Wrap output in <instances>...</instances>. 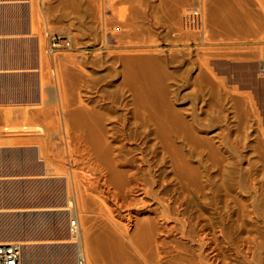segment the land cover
Instances as JSON below:
<instances>
[{
  "label": "bare ground",
  "instance_id": "6f19581e",
  "mask_svg": "<svg viewBox=\"0 0 264 264\" xmlns=\"http://www.w3.org/2000/svg\"><path fill=\"white\" fill-rule=\"evenodd\" d=\"M261 7L263 8V5ZM193 11L197 13L195 21L191 22L190 16ZM235 23L238 24V22ZM34 24L30 28H33ZM234 24L232 25L234 26ZM222 26L224 27V25ZM180 27L182 32H190L199 34L202 38L205 37L199 6L190 8L184 13ZM60 39L61 41L56 47L70 48L69 39L61 37ZM67 42H69L68 46H66ZM17 43L22 44L25 49L22 58H17L16 49H13ZM34 44L33 37H29L6 38L4 43L0 45V88L1 91L4 90V93L1 92V94L6 95L4 98L8 106H5V109L0 108V119L3 123L0 127V152L5 149L7 150L6 154L10 153L12 165L15 164V161L17 164L21 163L20 159L23 157L27 167L30 166L35 169L38 167L39 169V173L28 174L23 179H17L23 180L22 189V186L19 188L17 183L14 184L15 179L11 187L7 183L0 187L1 203L7 199L11 201L19 195L27 199L43 201L53 197L51 191L54 190L55 179L48 176L49 162H51L49 157L52 154L51 151L49 153V150L53 148L50 147L52 146L51 137L56 132L51 133L54 130L50 132L49 128H40L34 124V120L48 115L49 107L47 109V104L49 100L47 96L48 92L51 93L49 91L50 71H47L46 66L43 67L46 61L42 60L41 55L38 57V70H32L34 67L31 65L29 48L31 49ZM41 45H43V41ZM40 51L39 53H43ZM49 51L54 52L56 50L49 45ZM125 62L121 73L122 82L119 87L121 100H118V105L115 96L108 95L112 91L104 90L98 97L102 100L109 97L112 105L111 108L105 107L106 113L100 112L99 109L98 112L96 109L89 112V116L87 115L88 112L85 113L87 116L82 112H75L70 115L78 119L73 120L79 121L78 123L83 130L82 138L76 137L81 142L79 144L81 150L77 147L76 149L81 151V176L85 180L86 187L85 197L81 196L80 203L77 199V202H74L72 206L75 210H83L87 200L93 201L94 210L101 215L99 225L98 223L94 224L100 233L98 232L96 237L91 236L89 233L91 230L87 228L86 230L89 231L81 233L80 217L76 216L78 214L70 219L68 210L58 209L62 208L59 207L61 205L59 203L45 204L39 209H33L34 211L18 210L20 211L19 214L17 213L18 215L10 212L0 213V217L3 218L2 225H0V245H19L21 257L18 264H98L105 258L106 260L109 259L111 264H231L224 253L223 247L225 246L221 245L230 240V232L227 231L225 222L232 220L237 225V230L243 228L244 224L240 221L245 217L243 212L246 210V217L251 221L263 219L264 224V215L262 216V213L258 211L260 205L254 200L247 207L244 204L233 205L235 213L232 219V215L228 216L227 213L226 216L228 217L226 218L216 211L221 206L227 210L231 202L232 197L227 199L223 198L222 195L229 196L233 192L235 196H238L242 190V185L246 186V184L241 182L239 169L235 166L240 162L234 165L237 171H234L233 179L229 176V173H232L229 171L231 168L224 165L226 161L223 162L222 173H226L225 175H228L229 178L227 177L228 180L220 179V183L217 184L214 175L211 176L210 174L211 169L208 164L213 162L207 163V160L217 159L216 156H219L217 153L222 151L228 159L233 155L236 158L234 161H238V159L241 161L240 132L221 131L214 132L211 137H202L200 133L208 134L202 130L211 126L213 121L200 118L193 104L186 113L175 108V102L178 100L177 94L175 90H170L164 83L166 72L164 73L158 67L156 61L150 58H138ZM207 69L209 68L207 67ZM258 75L264 76V60L258 63ZM72 80L82 81L84 77L75 72L72 75ZM206 81L208 95H216V105L211 108V112L216 113L215 121L221 122L222 118L219 115L224 113L221 93L229 91V85L226 86L224 81L211 82L208 77ZM233 82L235 81L233 80ZM85 87L87 89L88 86ZM89 88L87 90L93 91L91 87ZM93 88L96 87L93 86ZM203 91L200 90V97H203ZM238 92L239 90L236 88L231 89L234 96L232 100L233 111L236 119L239 120L242 115L241 101L243 99L240 101L239 97L242 95L240 96ZM56 93V95L60 94L57 90ZM35 101H38L36 107ZM249 108L251 114H254L253 107L249 106ZM118 110H121V113ZM66 129L65 138L69 133L68 128ZM59 136L58 138H61ZM69 138L65 139L68 143L62 141L67 143L66 146L71 144L72 139ZM77 140L74 141L77 142ZM76 145L74 144V146ZM74 146L72 145V147ZM244 146H242L243 149ZM71 150L70 153H73L74 150ZM228 159V164L230 165L229 162H231L230 167H233V159ZM193 161L196 162V165L192 164ZM50 166H54V164L51 163ZM219 166L214 165V168L216 167L217 170L220 168ZM76 172H73V176L77 178ZM35 175L38 176L32 177ZM216 178L219 179L217 176ZM261 183L256 176L249 182L250 189L248 190H251L252 196L259 195ZM60 193L62 195V191L58 194ZM219 194H222L223 199ZM260 207L263 209L262 206ZM72 220L75 221L74 227L71 225ZM85 221L90 222L91 219L89 221L86 217ZM251 221L250 223H252ZM253 223L255 224V222ZM24 232L29 233L30 237H21ZM53 232L60 236L57 240L51 237L35 238L36 235H51ZM243 238L246 240L243 243L246 244L244 254L246 263L261 264L257 255H260L258 253L263 250V247L258 237L254 234ZM34 240L36 242L32 243ZM37 240L42 241L37 242ZM243 244L239 247H243ZM234 248L238 249V247ZM242 250L245 249L242 248ZM207 254H210L209 257H206Z\"/></svg>",
  "mask_w": 264,
  "mask_h": 264
},
{
  "label": "rangeland",
  "instance_id": "374dc122",
  "mask_svg": "<svg viewBox=\"0 0 264 264\" xmlns=\"http://www.w3.org/2000/svg\"><path fill=\"white\" fill-rule=\"evenodd\" d=\"M261 3H264V0H0V45L4 43L6 38L21 39L33 37L35 44L31 49L29 48V57H31L32 60L31 65L34 67L32 70H38L39 55H41L40 57H42L43 61L47 62H45L43 67L46 66L47 71H50L49 83H51L49 84V91H51V93L48 92L49 94L47 96L49 100L47 104V109L49 107L48 115L34 120V124L40 128L47 127L50 132L54 130L51 133L56 132L55 135L57 134L56 136L53 134L51 137L52 146L50 147L53 148L49 150V153L51 151L52 154H50L49 157V161L51 162H49L50 173L48 172V176L56 180H54L53 183V186H55L53 187L54 190L52 189L53 191H51L53 194V197H51L52 202L50 198L43 201L40 199H27L19 195L17 198L14 197L11 201L7 199L2 201V203L0 202V213L10 212L14 215H18L20 211L35 210L43 207L45 204L53 205L59 203L61 204L59 207L63 209H58L68 210L70 219H73L75 215L78 214L76 216L80 217L79 222L81 223L79 225L81 226V233L91 230L89 231L91 236H98L100 230L97 231V227L94 224H97L101 220V215L98 211L94 210L92 205L93 201L90 199L87 200L83 210H75L72 206L74 202L80 201L79 199H81V196L85 197L86 187L85 180L81 176V151L76 149L77 147L81 150V145H79L81 142L79 139L77 140V138H82L83 130L78 123L79 121H75L78 119L70 115L75 112H82L84 114L88 112L87 115H90L89 112L95 111L96 109V111L99 109L100 112L106 113V108H111L112 105L110 104L109 97H105V101L98 97L104 90L112 91L111 93L107 91V93L108 95L111 94L113 97L115 96L118 105L121 100L119 87L122 82L121 73L126 63L125 61L138 58H150L156 61L158 67H160L164 73L166 72L164 83L170 90H175L178 97V100L175 102V108L179 109L182 113H186L192 106L191 104H193L200 118L213 121L214 125L212 123L207 129L204 128L202 130V132H208V134L200 133L202 137H211L214 132L221 131L233 133L240 132L241 145H245L244 149L242 146L240 149L241 161L239 159L238 161H234L236 158L231 155L229 159H233L234 162L232 161V163L234 164H232L233 167H230L231 162H229V165L227 162V155L222 151L217 153V155H219L216 156L218 157L217 159L212 158L207 160V163L209 161L213 162L208 164L211 169L210 174L211 176L214 175L217 184L220 183V179L228 180L229 178L228 175H225L226 173H222V166L225 161L226 164L224 165L229 166V168H231L229 171H232V173H229V176L233 179L235 176L234 171H237V167L239 169L238 173L241 176V182H245L244 184H246L245 186L241 183L242 190L238 196H235L233 192L229 196H226L224 193V195L219 194L220 197L222 195L223 198L227 199L232 197L231 202L233 203L230 202L228 209H231H227L228 211L222 206L221 208H217V213L223 214L226 218L232 215V219L235 213L233 205L244 204L247 207V205L254 200L258 205L262 206L263 209L258 206V211L262 213L263 216L264 76L258 75V63L264 60V21H262L264 20V4ZM106 4L109 6L108 8H106ZM262 5L263 8L261 7ZM195 6H199L202 13L204 38L199 34L181 31L182 16L188 9ZM234 21L238 22V24ZM32 24H34V26L30 28ZM232 24H234V26ZM222 25H224V27ZM52 36L69 39L71 42L70 48H60L54 52H50L49 45L50 37ZM41 37L43 38L39 39ZM42 41L43 45H41ZM36 42L39 44L37 45ZM13 49H16L17 58H22L25 50L23 45L17 43L14 45ZM38 49L43 53H39ZM237 57L239 59H236ZM207 67L209 69H207ZM75 72L76 74H82L84 80H72V75ZM208 72L212 74L209 75ZM211 76L217 79L214 78V80ZM207 77L211 82L215 81L218 83L219 81H224L226 86L229 85V91L221 93L222 105L224 108V113L219 115L220 118H222L221 122H216L214 119L216 118V113L211 112V108L216 105V95H208V87H206ZM233 80L235 82H233ZM85 86H88L87 89L91 87L93 91H89L90 88L87 90ZM93 86L96 88H93ZM232 88L239 90V95H242L239 99L240 101L242 99L244 100H242L244 106L241 101L242 115L239 120L236 119L235 112L233 111L232 100L234 96L231 93ZM56 90L59 91V95H56ZM200 90H204L203 97H200ZM1 92L4 93V90L1 91L0 88V100H2L0 101V108L5 109L8 107L4 98L6 95L3 93L1 94ZM124 98L128 100L126 96H124ZM248 99L249 101H247ZM35 102L36 104L34 105L36 107L38 101ZM4 103L6 104L4 105ZM249 106L253 107L254 114H251ZM78 109L81 110L79 111ZM118 112L121 113V110H118ZM2 125L3 123L0 119V127H2ZM66 128L69 130V133H67V135H69H66L65 138ZM58 136L61 138H58ZM67 137L72 139L73 142L70 140L71 144L74 143L76 145L78 142V146H74V144H72L74 147H72L71 144L66 146L68 141L65 139H68ZM63 140L67 141V143L62 142ZM74 140H77V142ZM67 147L73 149V153H70L71 149ZM2 153L4 154L1 155ZM6 153L7 150L5 149L0 152V187L4 186L6 183L11 187L15 181L14 184L17 183L19 188L22 186V189L24 182L23 180L17 179H23L27 177L28 174L33 175L34 173H39V169L38 167L36 169L30 166L27 167L24 164L23 157L20 159L21 163L17 164L15 161V164L12 165L10 153ZM222 154L224 155L222 156ZM1 159L5 160L4 163H6L4 164ZM237 162L240 163L236 164ZM51 163L54 164V166H50ZM192 164L196 165V162L193 161ZM214 165H220V168L216 170ZM234 165L236 167H234ZM73 172H76L77 178L73 176ZM37 176L38 175L32 177L35 178ZM216 176L219 177V179L216 178ZM254 176L262 182L260 184L262 187H259L260 193L256 197L252 196L253 193L251 190H248L250 189L249 182H251ZM260 176L263 177L261 178ZM60 190L62 191V195L61 193L58 194L61 192ZM61 196L62 199H60ZM218 210L220 211L218 212ZM244 212H246V210ZM244 212L243 214H245V217L240 221L244 224V226L242 225L243 228H238L237 230V225L232 220L225 222L227 231L229 230L230 232V240L221 244L225 246L223 247L224 253L231 264H247L244 259L246 244H243L246 240L243 237L255 234L263 247V250L258 253L260 255H257V259L260 260L259 262L261 264H264L263 219L251 221L246 217L247 212ZM227 213L228 216H226ZM86 217L87 220L90 221L91 219V221H85ZM250 221L252 223H250ZM1 222H3V218L0 217V225H2ZM253 222H255V224ZM86 228L89 230H86ZM55 233L56 232H53L51 235H36V237H33H40L42 239L44 237H51L57 240L60 236L58 233ZM21 237H30V235L24 232V235ZM39 241L42 240H37V242ZM35 242L36 240L32 241V243ZM242 244L244 246L239 247ZM234 247H238V249ZM242 248L245 250H242ZM207 252L209 253V251ZM209 255L210 254H207L206 257H209ZM108 260L105 258L98 264H109L108 262L110 260Z\"/></svg>",
  "mask_w": 264,
  "mask_h": 264
},
{
  "label": "built area",
  "instance_id": "2783aa9c",
  "mask_svg": "<svg viewBox=\"0 0 264 264\" xmlns=\"http://www.w3.org/2000/svg\"><path fill=\"white\" fill-rule=\"evenodd\" d=\"M106 8H108V5L106 4ZM196 11H193L190 16V21H195L196 17ZM189 22V20H188ZM65 39V38H63ZM61 41L60 37L58 36H52L50 39V46L52 49L57 50L60 48L59 46L56 47V45L59 44ZM69 45V42H67L66 46ZM75 221H71L72 227H74ZM21 257V251L18 244H8V245H0V264H18Z\"/></svg>",
  "mask_w": 264,
  "mask_h": 264
}]
</instances>
